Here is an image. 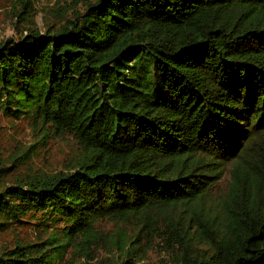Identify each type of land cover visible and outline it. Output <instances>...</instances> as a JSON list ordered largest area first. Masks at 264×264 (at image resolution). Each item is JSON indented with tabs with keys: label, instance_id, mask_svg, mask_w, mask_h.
Wrapping results in <instances>:
<instances>
[{
	"label": "trees",
	"instance_id": "16d2710c",
	"mask_svg": "<svg viewBox=\"0 0 264 264\" xmlns=\"http://www.w3.org/2000/svg\"><path fill=\"white\" fill-rule=\"evenodd\" d=\"M0 111L78 149L2 181L0 231L59 225L0 264H136L156 244L172 264H264V0H88L0 42Z\"/></svg>",
	"mask_w": 264,
	"mask_h": 264
},
{
	"label": "rangeland",
	"instance_id": "374dc122",
	"mask_svg": "<svg viewBox=\"0 0 264 264\" xmlns=\"http://www.w3.org/2000/svg\"><path fill=\"white\" fill-rule=\"evenodd\" d=\"M88 0H0V42L17 39L26 34L29 28L46 32L58 28L63 23L83 13ZM96 0H92L95 2ZM78 149L71 136L59 137L39 134L31 128L27 118L14 119L0 111V184L18 176L54 174L71 168ZM228 180L225 175L219 183L223 188ZM25 221L20 226H12L0 231V251L11 248L18 241L37 242L44 238L59 223L49 224ZM108 233L112 225L98 224ZM117 264L113 255L99 249L90 259L72 253L68 248L55 264ZM136 264H172L161 245H155Z\"/></svg>",
	"mask_w": 264,
	"mask_h": 264
}]
</instances>
